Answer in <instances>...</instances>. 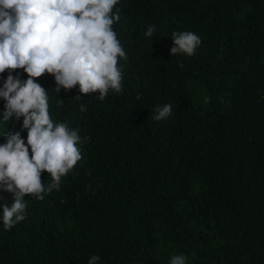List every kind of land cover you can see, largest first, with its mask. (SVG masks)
I'll use <instances>...</instances> for the list:
<instances>
[{"label":"trees","instance_id":"1","mask_svg":"<svg viewBox=\"0 0 264 264\" xmlns=\"http://www.w3.org/2000/svg\"><path fill=\"white\" fill-rule=\"evenodd\" d=\"M112 12L120 92L36 79L53 122L78 130L82 159L59 190L25 196L11 229L13 193L0 187V264H264V0H118ZM180 32L199 36L193 55H171ZM8 75L27 79L5 70L0 89ZM5 103L0 145L15 132L27 143Z\"/></svg>","mask_w":264,"mask_h":264},{"label":"clouds","instance_id":"2","mask_svg":"<svg viewBox=\"0 0 264 264\" xmlns=\"http://www.w3.org/2000/svg\"><path fill=\"white\" fill-rule=\"evenodd\" d=\"M118 0H0V73L23 69L27 79L8 75L0 98L5 103L3 120L23 117L27 143L19 132L9 133L0 145V187L13 193L11 206H2L5 229L25 219V196L43 200V193L59 190L61 177L82 159L78 130L54 123L48 110L47 91L36 82L51 74L64 89L79 85L80 93H99L103 100L109 89L121 91L119 58H126L112 25L120 20L112 10ZM154 28L145 32L152 37ZM171 55L191 56L200 44L192 32L172 34ZM182 66V65H181ZM83 105L81 111H84ZM156 120L167 118L171 104L157 108ZM29 149L31 155L29 154ZM51 183L45 188L41 173ZM99 256L90 257L96 264ZM170 264H185L175 255Z\"/></svg>","mask_w":264,"mask_h":264},{"label":"rangeland","instance_id":"3","mask_svg":"<svg viewBox=\"0 0 264 264\" xmlns=\"http://www.w3.org/2000/svg\"><path fill=\"white\" fill-rule=\"evenodd\" d=\"M197 98V97H196ZM200 106V105H199Z\"/></svg>","mask_w":264,"mask_h":264}]
</instances>
